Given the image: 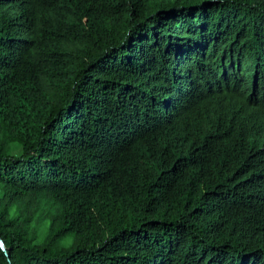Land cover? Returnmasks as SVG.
I'll use <instances>...</instances> for the list:
<instances>
[{
  "label": "trees",
  "instance_id": "16d2710c",
  "mask_svg": "<svg viewBox=\"0 0 264 264\" xmlns=\"http://www.w3.org/2000/svg\"><path fill=\"white\" fill-rule=\"evenodd\" d=\"M0 264H264V0H0Z\"/></svg>",
  "mask_w": 264,
  "mask_h": 264
},
{
  "label": "water",
  "instance_id": "95a60500",
  "mask_svg": "<svg viewBox=\"0 0 264 264\" xmlns=\"http://www.w3.org/2000/svg\"><path fill=\"white\" fill-rule=\"evenodd\" d=\"M0 247L2 248V249H4V247H3V244H2V241L0 240Z\"/></svg>",
  "mask_w": 264,
  "mask_h": 264
}]
</instances>
